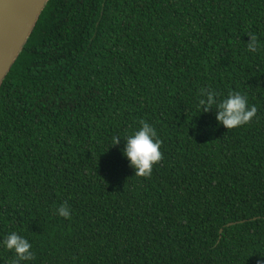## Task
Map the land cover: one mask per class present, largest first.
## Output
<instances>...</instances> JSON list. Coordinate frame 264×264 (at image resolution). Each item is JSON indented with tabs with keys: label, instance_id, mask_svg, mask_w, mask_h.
<instances>
[{
	"label": "trees",
	"instance_id": "trees-1",
	"mask_svg": "<svg viewBox=\"0 0 264 264\" xmlns=\"http://www.w3.org/2000/svg\"><path fill=\"white\" fill-rule=\"evenodd\" d=\"M209 87L256 117L218 125ZM140 121L163 154L147 177L122 155ZM11 232L30 264H264V0H51L0 89Z\"/></svg>",
	"mask_w": 264,
	"mask_h": 264
},
{
	"label": "clouds",
	"instance_id": "clouds-1",
	"mask_svg": "<svg viewBox=\"0 0 264 264\" xmlns=\"http://www.w3.org/2000/svg\"><path fill=\"white\" fill-rule=\"evenodd\" d=\"M248 36L250 37V42L247 43L248 51L256 53L260 48V42L255 34ZM200 96L199 105L202 106L203 111L212 110V106L215 105L218 125L228 130L247 125L257 115V107L250 105L247 95L239 91H230L226 97L218 99V93L209 87L201 89ZM119 143L120 139L114 138V145ZM160 149L161 141L158 139L156 129L150 123L140 121V127L127 136L122 155L134 170L135 176L147 177L162 159L163 154ZM56 214L70 219L72 209L65 202L56 209ZM0 244L14 253L11 264H30L36 259L32 244L17 232L9 233Z\"/></svg>",
	"mask_w": 264,
	"mask_h": 264
},
{
	"label": "water",
	"instance_id": "water-1",
	"mask_svg": "<svg viewBox=\"0 0 264 264\" xmlns=\"http://www.w3.org/2000/svg\"><path fill=\"white\" fill-rule=\"evenodd\" d=\"M50 1L0 0V89L30 41ZM236 224H228V227Z\"/></svg>",
	"mask_w": 264,
	"mask_h": 264
}]
</instances>
